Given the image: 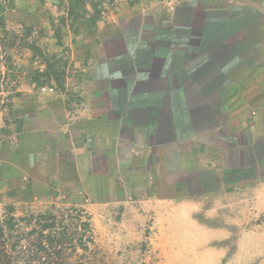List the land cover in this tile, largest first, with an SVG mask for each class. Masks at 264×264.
<instances>
[{
    "label": "crops",
    "instance_id": "1",
    "mask_svg": "<svg viewBox=\"0 0 264 264\" xmlns=\"http://www.w3.org/2000/svg\"><path fill=\"white\" fill-rule=\"evenodd\" d=\"M69 1L0 0V31H43L36 45L58 52L54 32L66 27L60 43L76 54L60 89L46 66L33 81L31 54L15 56L20 81L0 110L1 193L38 201L99 189L102 204L111 178L189 219L203 204L197 189H220L234 170L258 177L264 0H104L113 4L89 38L62 19Z\"/></svg>",
    "mask_w": 264,
    "mask_h": 264
},
{
    "label": "rangeland",
    "instance_id": "2",
    "mask_svg": "<svg viewBox=\"0 0 264 264\" xmlns=\"http://www.w3.org/2000/svg\"><path fill=\"white\" fill-rule=\"evenodd\" d=\"M72 1L61 5L62 19L71 22L70 33L88 38L96 35L94 21L99 20L101 10L105 11L113 3L81 0L82 5L74 6L75 17L68 14ZM107 17L110 19V15ZM83 24L87 25L86 29H80ZM67 32L66 27L54 32L60 44L58 52H51L44 46L43 49L39 47L41 52L37 53L33 46L43 31H0V94L5 93L0 95V110L3 102L7 104L6 100L13 96L9 93L11 88L20 81L21 72L15 56L32 55L33 81H41L36 68L46 66L48 75L61 77L62 83L65 82V73L73 67L72 56H76L71 48H64L60 43ZM135 32L130 29L129 36L134 38ZM152 98H142V102L149 103ZM259 167L262 172L258 177L254 169L234 170L220 189L212 193L197 189L193 199L201 195L199 201L203 204L189 219L183 212L168 215L169 207L148 202V196H137L129 188L117 189L111 178L107 201L102 204L95 203L98 200L95 193L99 195V189H81L76 190L75 197L69 194L38 201H24L0 191V218L5 221L12 214L17 220L24 219L20 230L28 233L33 226L28 227L27 218L64 212L67 219L72 209L84 210L91 216L92 242L88 243L87 250L69 248L63 264H264V186L260 188V183L254 181L258 178V182H264V159ZM247 184L252 188L246 191L243 188ZM95 186L98 188L99 184ZM178 194L182 196L180 189ZM10 208L13 209L11 213Z\"/></svg>",
    "mask_w": 264,
    "mask_h": 264
},
{
    "label": "trees",
    "instance_id": "3",
    "mask_svg": "<svg viewBox=\"0 0 264 264\" xmlns=\"http://www.w3.org/2000/svg\"><path fill=\"white\" fill-rule=\"evenodd\" d=\"M82 4L81 0L72 1L69 16L76 14L74 6ZM33 50L41 52L36 44ZM56 78L53 79L63 88V79ZM11 212L13 209L10 208ZM66 216L62 212L27 218L28 227L33 226L28 233L20 230L19 225L24 219L17 220L12 214L5 221L0 218V264H63L69 248L87 250L88 243L92 242L91 216L80 209H72L71 217L66 219ZM84 217L86 220L82 221Z\"/></svg>",
    "mask_w": 264,
    "mask_h": 264
}]
</instances>
